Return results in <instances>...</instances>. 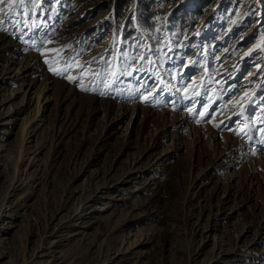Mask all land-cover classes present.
Returning <instances> with one entry per match:
<instances>
[{
    "label": "rangeland",
    "instance_id": "obj_1",
    "mask_svg": "<svg viewBox=\"0 0 264 264\" xmlns=\"http://www.w3.org/2000/svg\"><path fill=\"white\" fill-rule=\"evenodd\" d=\"M10 2L0 264H264V0Z\"/></svg>",
    "mask_w": 264,
    "mask_h": 264
},
{
    "label": "snow or ice",
    "instance_id": "obj_2",
    "mask_svg": "<svg viewBox=\"0 0 264 264\" xmlns=\"http://www.w3.org/2000/svg\"><path fill=\"white\" fill-rule=\"evenodd\" d=\"M17 2H21L22 3V0H11V2L6 5V7L11 10V9H13L15 7V4ZM2 3H4V0H0V4H2Z\"/></svg>",
    "mask_w": 264,
    "mask_h": 264
},
{
    "label": "bare ground",
    "instance_id": "obj_3",
    "mask_svg": "<svg viewBox=\"0 0 264 264\" xmlns=\"http://www.w3.org/2000/svg\"><path fill=\"white\" fill-rule=\"evenodd\" d=\"M263 110H264V109H263ZM248 126H250L251 130H252V128L254 127V125H252V123L249 124ZM242 127H244V126H242ZM189 128H190V127H189ZM33 131H34V129H33L31 132H33ZM29 137H30V136H29ZM29 137L27 138L26 141H28ZM252 139H254V138H252ZM252 139H251V141H252ZM255 142H257V143H258V146L261 147V146H260V141H259V139L256 138V139H255ZM255 142H254V143H255ZM262 154H264V152H263ZM258 156H259V155H258Z\"/></svg>",
    "mask_w": 264,
    "mask_h": 264
}]
</instances>
